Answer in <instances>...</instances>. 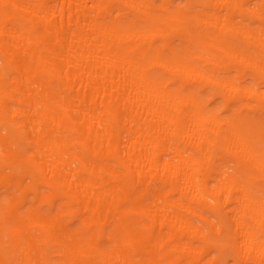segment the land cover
I'll list each match as a JSON object with an SVG mask.
<instances>
[{
  "label": "bare ground",
  "instance_id": "bare-ground-1",
  "mask_svg": "<svg viewBox=\"0 0 264 264\" xmlns=\"http://www.w3.org/2000/svg\"><path fill=\"white\" fill-rule=\"evenodd\" d=\"M0 264H264V0H0Z\"/></svg>",
  "mask_w": 264,
  "mask_h": 264
}]
</instances>
